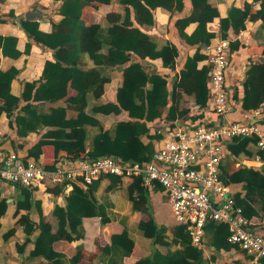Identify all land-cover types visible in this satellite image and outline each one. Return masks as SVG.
Here are the masks:
<instances>
[{
  "label": "trees",
  "instance_id": "16d2710c",
  "mask_svg": "<svg viewBox=\"0 0 264 264\" xmlns=\"http://www.w3.org/2000/svg\"><path fill=\"white\" fill-rule=\"evenodd\" d=\"M3 1V0H1ZM61 1L58 13L62 16L59 22H53V31L45 33L39 29L36 20L21 19L20 25L28 36L37 44H42L53 51L54 61L45 63L39 81L24 83L20 97L11 94V84L19 75V70H0V116L6 113L10 119V127L15 130L16 138H26L30 133L40 134L35 143L19 142L11 139L15 150H22L28 156L39 160L45 149L52 148V161L45 163L48 170H55L61 158L71 160L89 158L92 160L105 156H114L124 161L147 163L155 152V141L161 138L158 133L159 123L163 120L171 123L176 119L187 121L192 119L214 122V114L209 111L210 105V66L198 68L199 63L209 58L203 49L208 47L216 34L208 29V24L220 17L217 3L210 0H57ZM260 3V9H255ZM112 5L113 10L105 18V24L95 22L92 11L99 5ZM187 4L190 5L188 8ZM123 14L118 13L119 7ZM162 8L170 13V22L176 37L184 44V48L172 40L161 44L150 29L156 27L155 11ZM15 18L14 14L9 15ZM262 21L264 29V0L245 1L241 7H231L227 16L220 21V37L229 40V67L233 64V55L238 53L244 44L237 37L246 30L247 21ZM197 24L192 33L186 28ZM12 42L15 48L17 38L0 35L3 54L7 53V43ZM11 45V44H10ZM264 45V44H263ZM261 45V46H263ZM11 46V47H12ZM195 49L187 55L183 68L177 74V58L183 50ZM29 51V50H28ZM15 56H20L16 50ZM85 57L93 63L88 67ZM147 59L161 60L169 72L153 70ZM122 70L123 83L116 92L115 101H104V86L111 77L104 74L105 69ZM228 97L232 105L229 115L234 121H241V113L264 112V57L260 62H250L246 77L242 83V96L237 85L228 84ZM69 88L76 90L69 95ZM181 93L193 96L198 112L192 113L181 104ZM59 102L64 105L51 106ZM45 104L49 110L44 112ZM119 115L127 113V119L114 124L105 130L100 121L90 115ZM69 114H72L69 117ZM213 114V115H212ZM88 127H92L89 130ZM94 128V129H93ZM93 130V132H92ZM95 130V131H94ZM146 137L147 142L143 140ZM257 137L237 136L226 144L228 157L220 166V177L225 185L243 183V193L234 195L236 204L242 208V215L250 223L249 227L263 234L262 228L253 223V218L264 217V168L248 167L239 162V156L254 158L264 153L257 148ZM231 159V160H230ZM239 165L237 166V164ZM116 186L120 178L109 175ZM102 177L87 186L72 182L73 189L65 197V206L55 205L53 215L57 219V230L54 232L50 222L46 221L41 202L36 201L40 214L38 223L22 215L17 227H22L26 235L24 240L15 237L16 228L7 231L3 237L5 244L15 242L16 251L25 254L28 246L33 244L21 264L40 261L44 264H85L89 257L84 247L68 257L55 250L54 244L64 240L73 242L83 239L85 231L83 219L98 217L103 226L112 221L109 207L100 202L96 192ZM69 182L58 183L48 191L54 195L64 194ZM9 186L3 183L5 191ZM19 199L17 211L32 208L33 193L36 187L16 185ZM111 189V187H110ZM132 210L147 212L150 220L140 223L139 229L155 243H162L166 233L165 227H159L153 215L149 189L142 178L137 177L127 186ZM155 190H163L156 186ZM164 191V190H163ZM9 203L6 198L0 200L1 218L7 213ZM153 228L154 231H150ZM207 242L205 247L216 252L230 250L234 246L229 242L231 235L227 223L209 222L205 228ZM36 237L32 239L34 234ZM174 240L181 244V249L163 254L155 251L151 256L140 258L132 264H207L203 249L192 245V240L184 225L174 229ZM135 247L127 226L121 233L112 234L110 242L100 247V254L91 264H126ZM248 260L253 256L248 255ZM231 264H244L236 261ZM258 264H264L261 258Z\"/></svg>",
  "mask_w": 264,
  "mask_h": 264
},
{
  "label": "crops",
  "instance_id": "0c3cea01",
  "mask_svg": "<svg viewBox=\"0 0 264 264\" xmlns=\"http://www.w3.org/2000/svg\"><path fill=\"white\" fill-rule=\"evenodd\" d=\"M245 1L249 3L253 2V0H210L212 3H217L220 11V17L208 24V29L216 34V38L212 40V43L209 46L219 40H224L220 37V21L222 18L227 16L228 9L233 6L241 7ZM60 4L61 1L57 0H0V35L3 37L17 38L15 48L12 46V42H4V44H8L6 47L8 52L7 56L3 54V48L0 44V70L4 72L13 68L19 70L18 77L13 80L11 84L12 95L20 97L23 93L24 83L39 81L42 76L45 63L47 61H54L53 51L42 44L35 43L21 27V19L26 20L27 13L37 11L41 14V17L33 20L39 22V29L41 31L51 33L53 31V22H59L62 19V16L58 13ZM187 6L188 8L190 7L189 4H187ZM260 7V3H255V9H260ZM112 10V5L104 4L94 8L92 11L94 21L105 24L104 20L107 15L112 12ZM117 12L123 14V8L120 6ZM12 13L15 16L14 19H10L9 17ZM155 16L156 27L150 29V32H152L156 38L161 41V44L169 39L177 44L179 42V47L184 48V44L176 37L175 31L170 30L173 28L170 22V13L162 8H158L155 11ZM196 26L197 24L195 23L191 24L186 28V31L190 34L195 30ZM261 26V20L247 21L246 30L242 31L239 35H237V37H234L244 44V47H242L238 53L233 55V64L229 68L227 82L230 88L232 85H237L240 88L241 96L243 94L242 83L246 77V70L249 63L260 62L264 57V29ZM16 50L20 52V56L18 57L15 56ZM194 52L195 49H189L188 53L184 54L182 50L180 56L177 58L178 65L177 70L175 71L177 74L183 68L187 55H192ZM202 52L208 56V47L203 49ZM147 61L153 65L152 69L154 71L159 70L169 72V69L163 67L161 60L147 59ZM85 62L88 67L94 66L88 57H85ZM208 64L207 58L199 63L198 68L208 66ZM104 74L111 77V80L105 84L102 98L104 101H115L116 92L123 83L122 70L121 68L117 70L105 69ZM75 94L76 90L69 88V95ZM180 101V105L185 104L184 106L188 107L190 112H198L199 107L195 104L193 96L181 93ZM49 105L51 104L44 105V112L49 110ZM57 105H64V103L59 102L58 104H53L51 106ZM87 113L90 115L94 114L91 109H88ZM71 115L72 114H69V117ZM241 115L243 120L246 119L247 116L252 117V122H256L264 126V112L256 111L252 113H241ZM94 117L100 121L105 130L111 129L116 122L124 121L128 118L127 113L125 112H122L119 115H104L96 113L94 114ZM88 128L89 130L92 129V127ZM39 136L40 134L37 132H32L26 138H16L17 135L15 130L10 127V119L7 117L6 113H2L0 116V159L11 154L22 156L24 160L31 159L26 151H22L20 149L15 150L11 139L16 138L17 145L22 141L32 144L38 140ZM143 140L145 142L148 141L146 137H144ZM52 148L53 147L50 146L48 149H45L44 155H42L37 161L44 164L51 163ZM256 156L254 158H248L244 155H240L238 160L240 163L248 167H260L258 161L256 160ZM238 165L239 163L237 166ZM129 183V181H121L113 187L111 186L113 184L112 179L104 177L101 180L98 191L96 192V197L100 202L106 203L110 206L109 216L112 221L103 226L98 217L84 218L83 227L85 237L73 242L64 240L58 241L54 244L55 250L65 253L68 257H71L77 253V249L79 247L83 246L84 250L89 255L88 258H85L84 263L91 264L93 259L100 254V247L110 242L112 234L121 233L124 230V226L128 227L130 234L135 241V247L132 255L125 259L126 264H132L140 258L149 257L155 251L167 254L180 250L182 248L181 244L174 240V229L180 224H178L175 220L167 194L163 190H155L156 186L154 189H149L153 215L156 223L159 227H165L167 229L163 239L165 243H155L152 239L146 237L138 227L140 223L147 224L150 220V215L147 212L132 210V204L129 200L127 190ZM55 186L56 185L37 186L33 193L32 208L30 211L23 209L17 211L16 203L20 197L17 186L9 185L6 188L3 198L7 199L9 206L6 215L1 218L0 264H21L25 254L32 250L33 244H30L24 255L18 253L16 251L15 242L11 241L6 245L3 235L13 227L16 228L17 222L22 215L28 214L31 220L36 223L39 222L40 214L35 204L36 201L41 202V209L45 220L51 223L54 232L57 230V219L53 215V210L56 204L65 206V197L72 191V186H68L67 191H65L64 194L57 196L48 191V188H54ZM229 187L233 195L236 193H243V183L232 184ZM252 221L253 223H257L258 226L262 228L264 234V217H256L253 218ZM16 229L15 237L21 241L24 240L26 235L23 232L22 227H17ZM150 231L153 232L154 229H151L150 227ZM37 234L38 232L34 234L32 239H34ZM203 252L207 264H231L236 261L243 262L244 264H258V262H255L253 259L248 260L246 254L235 247L230 250H221L220 252L204 247ZM95 263L96 261L94 264ZM28 264L44 263L40 261H32Z\"/></svg>",
  "mask_w": 264,
  "mask_h": 264
},
{
  "label": "built area",
  "instance_id": "2783aa9c",
  "mask_svg": "<svg viewBox=\"0 0 264 264\" xmlns=\"http://www.w3.org/2000/svg\"><path fill=\"white\" fill-rule=\"evenodd\" d=\"M210 105L214 114L209 120L176 119L159 123L161 138L155 141V152L147 163L124 161L114 156L92 160L61 158L55 170H48L35 159L24 160L11 154L0 159V199L4 197L3 183L11 186L37 187L72 182L87 186L102 177L113 175L121 181L132 182L140 177L148 189L163 188L178 224L184 225L192 245L204 249L206 225L209 222L227 223L229 242L253 256L255 262L264 258V236L242 215L234 195L220 177V166L228 157L226 144L237 136L257 137V148L264 153V126L230 118L232 105L228 97L226 77L229 71V41L219 40L208 46ZM212 114V115H213ZM260 167L264 159L256 156ZM73 189V186H72Z\"/></svg>",
  "mask_w": 264,
  "mask_h": 264
},
{
  "label": "water",
  "instance_id": "95a60500",
  "mask_svg": "<svg viewBox=\"0 0 264 264\" xmlns=\"http://www.w3.org/2000/svg\"><path fill=\"white\" fill-rule=\"evenodd\" d=\"M41 17V14L37 11H31L26 14V20H33V19H39Z\"/></svg>",
  "mask_w": 264,
  "mask_h": 264
},
{
  "label": "rangeland",
  "instance_id": "374dc122",
  "mask_svg": "<svg viewBox=\"0 0 264 264\" xmlns=\"http://www.w3.org/2000/svg\"><path fill=\"white\" fill-rule=\"evenodd\" d=\"M192 113H195V112L192 111Z\"/></svg>",
  "mask_w": 264,
  "mask_h": 264
}]
</instances>
